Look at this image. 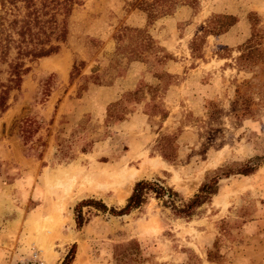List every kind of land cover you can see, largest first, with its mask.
Masks as SVG:
<instances>
[{
	"label": "rangeland",
	"instance_id": "374dc122",
	"mask_svg": "<svg viewBox=\"0 0 264 264\" xmlns=\"http://www.w3.org/2000/svg\"><path fill=\"white\" fill-rule=\"evenodd\" d=\"M129 1L79 0L66 42L26 62L9 94L0 115V264H60L72 245L70 264H114L115 248L131 243L139 260L128 264H264V163L220 180L189 220L148 198L122 216L81 207L75 226L82 200L118 209L139 180H158L187 199L216 168L264 155V108L240 121L228 114L234 86L249 77L231 59L249 36V18L264 28V0H174L170 14L149 25ZM218 14L235 17L242 42L221 46L204 34ZM120 27L145 29L159 51L112 62ZM73 61L83 66L68 81ZM134 91L129 113L106 121L107 105ZM163 136L174 147L168 161L157 146Z\"/></svg>",
	"mask_w": 264,
	"mask_h": 264
},
{
	"label": "trees",
	"instance_id": "16d2710c",
	"mask_svg": "<svg viewBox=\"0 0 264 264\" xmlns=\"http://www.w3.org/2000/svg\"><path fill=\"white\" fill-rule=\"evenodd\" d=\"M79 3V0H0V76L5 75L4 80L0 78V115L7 109L10 92L18 90L22 76L28 72L25 63L56 54L60 46L66 42L68 19L73 8ZM126 5L142 12L146 24L149 25L156 19L169 15L174 0H130ZM235 22L234 16L214 15L207 21L203 32L206 36H217L226 32ZM248 23L249 36L235 47L236 55L231 59L236 72L242 71L249 75L233 89L228 114L235 121L253 118L264 108V28L259 26L255 17L253 20L249 18ZM113 38L115 48L112 62L116 61V57L141 60L146 54L159 51V46L153 42L145 29L120 27ZM193 43L194 40L190 44ZM82 66V62L73 61L68 81L78 75ZM92 78L94 80L96 76ZM137 94V91L126 93L120 100L108 104L105 110L106 121L109 123L120 121L129 113L124 104L130 100L134 102ZM160 118L163 120L164 116L161 115ZM30 127V121L24 120L19 128L23 142L29 138ZM157 146L162 159L168 161L174 150L169 137H161L157 141ZM263 163L264 155L216 168L187 199L179 197L178 193L158 180L136 181L124 205L118 209H107L100 201L93 199L80 201L74 208L75 226L78 228L82 225L79 213L81 207H91L112 216H122L144 205L148 198L160 202L173 217L189 220L197 215L200 207L209 203L216 195L220 180L230 176H249ZM74 249L75 246L72 245L60 264L72 262ZM207 257L212 258L211 251L207 252ZM112 259L114 264L136 262L139 260L136 244L115 248ZM185 264L193 263L189 261Z\"/></svg>",
	"mask_w": 264,
	"mask_h": 264
},
{
	"label": "crops",
	"instance_id": "0c3cea01",
	"mask_svg": "<svg viewBox=\"0 0 264 264\" xmlns=\"http://www.w3.org/2000/svg\"><path fill=\"white\" fill-rule=\"evenodd\" d=\"M238 24H239V22L236 21L235 24L232 27H230L223 34H220L217 36H210L212 42L217 44V45L226 46V47H230V46H233L235 44H239L240 42H242V39L239 38V35L237 34V36H236L237 32H236L235 28L238 26ZM174 88H175V86L170 88L169 92H174L173 91Z\"/></svg>",
	"mask_w": 264,
	"mask_h": 264
},
{
	"label": "bare ground",
	"instance_id": "6f19581e",
	"mask_svg": "<svg viewBox=\"0 0 264 264\" xmlns=\"http://www.w3.org/2000/svg\"><path fill=\"white\" fill-rule=\"evenodd\" d=\"M65 175V174H64ZM66 176V175H65ZM61 179V178H60ZM66 180H67V178H65ZM66 180H64V181H66ZM125 189V188H124ZM47 241L46 240H44V242L42 243V247H43V251H42V254H43V252L44 253H46L47 254V256H45L44 257V259L45 260H48L49 259V257H51L52 256V254H51V252L49 251V252H47V251H45V249H49L48 247H47ZM49 246V245H48Z\"/></svg>",
	"mask_w": 264,
	"mask_h": 264
}]
</instances>
